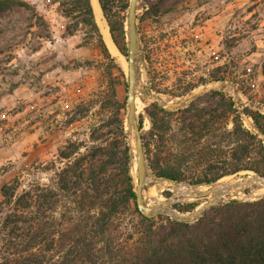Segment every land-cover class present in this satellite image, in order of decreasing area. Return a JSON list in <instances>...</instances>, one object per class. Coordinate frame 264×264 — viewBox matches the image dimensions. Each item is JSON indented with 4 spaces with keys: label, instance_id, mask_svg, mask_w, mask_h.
I'll return each instance as SVG.
<instances>
[{
    "label": "trees",
    "instance_id": "16d2710c",
    "mask_svg": "<svg viewBox=\"0 0 264 264\" xmlns=\"http://www.w3.org/2000/svg\"><path fill=\"white\" fill-rule=\"evenodd\" d=\"M98 1L114 43L128 59L125 12L130 0ZM61 4L63 15L77 21L76 29L83 23L111 59L92 1ZM10 5L30 8L0 0V9ZM118 71L126 85V73L121 67ZM118 86L111 83L63 112L65 127L76 130L56 158L42 164L44 183L22 188L16 180L2 187L0 264H264V198L230 201L194 222L140 210L131 174L127 102L120 99ZM216 96L215 129L198 110V118L177 135L171 129L173 112L152 105L149 140L143 136V144L156 178L201 186L241 172L264 177V102L262 109L247 113L255 133L226 93ZM139 126L142 130V122ZM197 207L193 203L180 211Z\"/></svg>",
    "mask_w": 264,
    "mask_h": 264
},
{
    "label": "rangeland",
    "instance_id": "374dc122",
    "mask_svg": "<svg viewBox=\"0 0 264 264\" xmlns=\"http://www.w3.org/2000/svg\"><path fill=\"white\" fill-rule=\"evenodd\" d=\"M16 1L30 8L0 9V202L5 184L20 180L27 188L45 182L42 164L55 159L76 130L65 127L63 112L114 82L120 99H128V59L113 39L119 54L105 42L110 59L83 23L76 29L77 21L63 15L65 0ZM68 30L76 32L69 35ZM137 31V118L146 140L156 103L173 112V134L196 120L198 110L215 129L218 91L233 100L245 127L256 133L246 117L264 102V0H139ZM119 67L126 73V85ZM127 133L134 157L135 135L128 127ZM148 174L154 181L144 186V211L161 219L196 212L203 216L230 201L264 198L261 184L251 182L261 176L253 172L201 186L158 179L150 170ZM224 185L227 189L214 192ZM193 203L198 204L194 212L180 211Z\"/></svg>",
    "mask_w": 264,
    "mask_h": 264
},
{
    "label": "water",
    "instance_id": "95a60500",
    "mask_svg": "<svg viewBox=\"0 0 264 264\" xmlns=\"http://www.w3.org/2000/svg\"><path fill=\"white\" fill-rule=\"evenodd\" d=\"M139 0H130L128 8V17H127V30H128V114H127V127L130 132H134L135 135V149L137 154V172H138V185L136 186V197L137 203L140 210L148 215L144 211V202H143V190L146 181V175L149 170L148 162L144 152L143 144V134L139 126V121L137 118V83H138V72H137V54L139 46V37L137 31V5ZM170 106H167V108ZM257 182L264 184V178H257ZM177 214V212H176ZM201 212H196L189 217H176V220L183 222H190L193 219L201 216ZM178 215V214H177ZM149 216V215H148ZM176 216V215H175ZM179 216V215H178Z\"/></svg>",
    "mask_w": 264,
    "mask_h": 264
},
{
    "label": "bare ground",
    "instance_id": "6f19581e",
    "mask_svg": "<svg viewBox=\"0 0 264 264\" xmlns=\"http://www.w3.org/2000/svg\"><path fill=\"white\" fill-rule=\"evenodd\" d=\"M92 1V6H93V9H94V13H95V16H96V21L100 27V30H101V33L103 35V38L105 40V42L108 44L110 50L115 53V54H119L117 48L115 47V45L113 44V41H112V38H111V35H110V31H109V27L107 25V22L105 21L104 17H103V12H102V9H101V6L99 4V1L98 0H91ZM119 57V56H118ZM140 90V89H139ZM139 103V99L137 98V101H136V104H137V107H138V104ZM133 151L134 153L136 152V149H135V146L133 148ZM134 160H133V166H132V177H133V180H134V184L135 186L138 185V172H137V154L134 155ZM252 175V174H251ZM250 175V176H251ZM248 175H246L247 177ZM228 178V177H227ZM154 177L150 174H148L147 172V175H146V181H145V184L144 185L145 187L149 186L154 180ZM245 179V178H244ZM252 179V178H251ZM239 180V179H238ZM156 182V181H155ZM222 182V181H221ZM224 182V181H223ZM252 183H258V184H261V187H262V191H264V185L263 183L261 182H255V181H251ZM250 181H247L246 183H251ZM227 183V182H226ZM155 184V183H154ZM221 184H224V183H221ZM245 184V183H244ZM218 185V184H217ZM252 185V184H251ZM250 185V186H251ZM253 186V185H252ZM181 187V186H180ZM228 185H224V186H219V188H214V192H220V190L222 189H227ZM230 187V186H229ZM242 187V186H241ZM245 187V186H244ZM260 187V186H259ZM234 188V187H233ZM251 188V187H250ZM173 189V188H172ZM204 189V188H203ZM202 189V190H203ZM231 189V188H230ZM179 190V189H178ZM187 190V189H186ZM205 190V189H204ZM223 191V190H222ZM225 191V190H224ZM153 191H151V189L147 192L148 194H151ZM155 192V191H154ZM189 192V191H188ZM232 192V190H231ZM213 193V192H212ZM241 193V192H240ZM214 194V193H213ZM255 194V193H254ZM153 195V194H152ZM223 195V194H222ZM252 195V193H251ZM187 196V195H186ZM216 196V195H215ZM214 196V198H215ZM150 197V196H149ZM226 199V198H225ZM162 202V201H161ZM163 205V204H162Z\"/></svg>",
    "mask_w": 264,
    "mask_h": 264
},
{
    "label": "built area",
    "instance_id": "2783aa9c",
    "mask_svg": "<svg viewBox=\"0 0 264 264\" xmlns=\"http://www.w3.org/2000/svg\"><path fill=\"white\" fill-rule=\"evenodd\" d=\"M178 214V213H177Z\"/></svg>",
    "mask_w": 264,
    "mask_h": 264
}]
</instances>
